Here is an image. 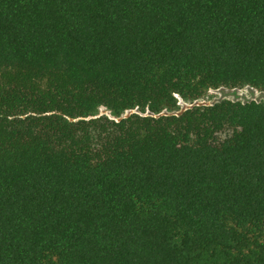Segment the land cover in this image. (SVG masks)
I'll return each instance as SVG.
<instances>
[{
    "label": "trees",
    "instance_id": "16d2710c",
    "mask_svg": "<svg viewBox=\"0 0 264 264\" xmlns=\"http://www.w3.org/2000/svg\"><path fill=\"white\" fill-rule=\"evenodd\" d=\"M243 86L264 0H0V264H264Z\"/></svg>",
    "mask_w": 264,
    "mask_h": 264
},
{
    "label": "rangeland",
    "instance_id": "374dc122",
    "mask_svg": "<svg viewBox=\"0 0 264 264\" xmlns=\"http://www.w3.org/2000/svg\"><path fill=\"white\" fill-rule=\"evenodd\" d=\"M232 99V100H240V101H247V100H257V101H264V91L256 89L251 86H243V87H219L217 89H211L207 92V95L201 102L204 103H211L221 99ZM185 105H183L184 107ZM181 107V106H180ZM107 113L104 108L100 109V113ZM130 111H125V114L129 113Z\"/></svg>",
    "mask_w": 264,
    "mask_h": 264
},
{
    "label": "built area",
    "instance_id": "2783aa9c",
    "mask_svg": "<svg viewBox=\"0 0 264 264\" xmlns=\"http://www.w3.org/2000/svg\"><path fill=\"white\" fill-rule=\"evenodd\" d=\"M176 96H177V95H176ZM178 99H179V104H180V106H181L182 108H185V107L191 106V105L196 104V103H204V102H201L202 99L194 100L193 102H185V101H183L180 97H178ZM183 105H185V106L183 107ZM129 111H134V110H129Z\"/></svg>",
    "mask_w": 264,
    "mask_h": 264
}]
</instances>
